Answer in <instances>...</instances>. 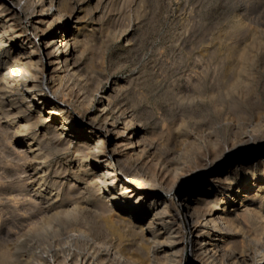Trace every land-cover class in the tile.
<instances>
[{
  "label": "bare ground",
  "instance_id": "bare-ground-1",
  "mask_svg": "<svg viewBox=\"0 0 264 264\" xmlns=\"http://www.w3.org/2000/svg\"><path fill=\"white\" fill-rule=\"evenodd\" d=\"M62 2L0 0V47L24 74L7 118L31 159L72 151L83 169L38 178L0 264H264V68L96 86Z\"/></svg>",
  "mask_w": 264,
  "mask_h": 264
},
{
  "label": "rangeland",
  "instance_id": "rangeland-1",
  "mask_svg": "<svg viewBox=\"0 0 264 264\" xmlns=\"http://www.w3.org/2000/svg\"><path fill=\"white\" fill-rule=\"evenodd\" d=\"M62 1L64 14L75 4L79 10L73 18L77 21L69 24L77 45L72 61L88 78L95 71L91 81L96 86H104L107 79L121 88L141 81L155 83V76L161 74L165 77L163 88L165 83L185 79L192 68H264V0ZM63 47L61 43L57 48L63 51ZM13 58L0 47L1 246L9 243L10 233L25 220L24 208L33 206L30 203L38 178L61 180L64 170L68 179H74L73 174L78 178L83 175V169L74 167L78 159L72 151L42 149L36 162L23 137L15 133L5 110L9 102L21 101L25 93L21 88L22 63ZM158 112L155 110L154 116ZM153 122L142 118L148 132L154 130Z\"/></svg>",
  "mask_w": 264,
  "mask_h": 264
}]
</instances>
